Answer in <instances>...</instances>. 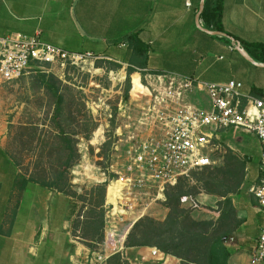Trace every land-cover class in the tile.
Segmentation results:
<instances>
[{
  "label": "crops",
  "instance_id": "1",
  "mask_svg": "<svg viewBox=\"0 0 264 264\" xmlns=\"http://www.w3.org/2000/svg\"><path fill=\"white\" fill-rule=\"evenodd\" d=\"M200 1L0 0V37L38 31L41 40L69 52H91L103 57V62L129 67L131 62L137 66L138 58L128 37L137 35L143 46L139 49L146 50V65L134 68L172 72L204 82L236 80L242 83V93L264 99V62L252 58L257 63L253 64L241 56L232 40L201 30L196 22ZM198 24L205 28L201 18ZM222 26L223 33L242 47V41L264 44V0H223ZM219 138L230 150H242L246 162L239 191L231 195L239 224L224 239L229 252L227 264H251L264 224V212L249 191L258 181L260 142L254 135L238 130L221 131ZM3 154L0 143V156ZM7 171L10 191L0 197V264H33L34 260L43 264H85L91 251L82 245L66 244L67 251L58 257V225L46 218L49 202L56 209L53 188L49 187L45 195L41 187L27 184L22 196L15 197L12 190L17 172L11 166ZM13 205V212L5 219ZM167 211L163 206L157 219H164ZM149 249L130 247L127 256L139 264H159ZM166 264H178V259L171 258Z\"/></svg>",
  "mask_w": 264,
  "mask_h": 264
},
{
  "label": "built area",
  "instance_id": "2",
  "mask_svg": "<svg viewBox=\"0 0 264 264\" xmlns=\"http://www.w3.org/2000/svg\"><path fill=\"white\" fill-rule=\"evenodd\" d=\"M102 59L91 52H69L47 43L39 38L38 31L33 35L12 32L0 37V79L5 82L31 70L49 73L56 66L94 68V63ZM122 72L120 78L124 80ZM133 72L142 86L132 98L141 100L140 112L132 128L126 125L131 128L123 139L128 143L126 162L120 169L110 165L114 176L103 172L99 181L105 184L104 237L97 244L98 250L86 257L85 264H106L115 253L139 264L137 259L128 258L124 244L131 227L144 216L148 206L164 201L167 186L218 162L216 155L223 150L221 131L238 130L254 135L260 142L258 181L249 191L264 212V99L242 93V83L236 80L204 82L172 72L152 73L137 68ZM109 77L120 81L113 70H109ZM116 133L123 135L120 127ZM110 184L113 190L108 193ZM149 253L159 264L174 258L156 247H150ZM250 263H264V224Z\"/></svg>",
  "mask_w": 264,
  "mask_h": 264
},
{
  "label": "rangeland",
  "instance_id": "3",
  "mask_svg": "<svg viewBox=\"0 0 264 264\" xmlns=\"http://www.w3.org/2000/svg\"><path fill=\"white\" fill-rule=\"evenodd\" d=\"M109 70L117 73L119 78L124 70L126 78L112 80ZM133 73L129 72L128 67L117 68L101 60L94 63V68L53 67L48 74L57 80L64 97L62 112L57 118L54 117L52 96L37 80L38 71L31 70L12 82L0 79V143L4 148V154L0 156V197L10 191L7 171L10 166L17 172L15 190H12L15 197L22 196L21 184L24 180L28 186L41 187L47 195L49 189L43 184L59 179L58 187L52 189L56 209L49 202L46 212V218L58 225V257L67 251L66 244L75 247L82 245L90 251L99 248L91 241H85L78 231L73 235V224L78 214L83 216L79 217V221H83L90 208H97L98 193L95 192L90 200L88 192L92 187L104 184L99 182L102 173L112 177L110 165H113V169H120L126 162L128 143L123 139L125 131L136 124L141 100L132 98L142 89L140 84L131 82L130 94L123 96L126 83ZM58 124L63 132L59 131ZM128 124H131V128L126 127ZM119 127L123 135H117ZM63 134L71 139L74 148L68 166V150L61 139ZM221 144L223 150L216 155L218 162L211 167L223 164L222 156L229 147L223 141ZM232 152L244 159L242 150L234 149ZM255 156L253 154L254 159ZM197 177L200 174H190L186 184L194 185ZM107 190L111 193L113 188L108 187ZM73 193L74 196L69 195ZM216 198L205 193L195 197L186 196L182 199V206L188 208L195 219L213 220L217 211ZM13 207L5 214V219L10 217ZM98 209H95L96 212ZM162 209L163 202L157 201L144 210V216L157 219L161 217ZM129 256L132 257V254ZM33 264H43V261L34 260Z\"/></svg>",
  "mask_w": 264,
  "mask_h": 264
},
{
  "label": "trees",
  "instance_id": "4",
  "mask_svg": "<svg viewBox=\"0 0 264 264\" xmlns=\"http://www.w3.org/2000/svg\"><path fill=\"white\" fill-rule=\"evenodd\" d=\"M223 0H204V7L200 14L204 27L208 30L224 32L222 26ZM130 47L138 58L137 66L145 67L146 50L139 49L142 46L137 35L128 37ZM250 56L264 62V44L241 42ZM129 72L134 71L136 64L129 63ZM117 68L121 67L115 64ZM155 73V72H152ZM130 78V77H129ZM37 80L54 100V117L57 118L62 112L64 97L57 86V80L53 75L39 72ZM130 82V83H129ZM131 82L140 84L137 74H132L131 79L126 83L123 96L127 97ZM141 85V84H140ZM142 87V86H141ZM60 132H63L58 124ZM65 148L68 150L66 164L74 153L71 139L63 134L61 137ZM223 164L215 167H204L201 170L193 171L190 174L200 177L195 178V184H186L187 177H180L174 185L167 186L164 191L163 206L167 208L164 219L159 220L151 216H143L131 227L125 239V247H156L160 251L170 254L179 259V264H227L229 252L224 245L225 237L230 234L239 224L236 218V211L232 204L231 195L239 191V187L245 175V160H241L232 150L226 148L222 156ZM58 180L46 187L56 189ZM26 180L21 184L25 188ZM108 187L113 188L112 184ZM97 192L98 199L95 206L90 208L83 221H79L81 214L73 224V235L78 231L85 241H91L97 246L104 237L103 216L105 184L92 187L88 194L91 196ZM200 193L214 195L219 198L216 202L218 216L215 220H199L191 215L188 208L182 206V198L185 196L195 197ZM74 196L75 194H69ZM92 203V201H91ZM80 224V225H79ZM106 264H132L119 253L111 255Z\"/></svg>",
  "mask_w": 264,
  "mask_h": 264
},
{
  "label": "water",
  "instance_id": "5",
  "mask_svg": "<svg viewBox=\"0 0 264 264\" xmlns=\"http://www.w3.org/2000/svg\"><path fill=\"white\" fill-rule=\"evenodd\" d=\"M203 7H204V0H201L200 1V4H199V8H198V11H197V14H196V22H197V26L207 32V33H210V34H216V35H221V36H224L226 37L227 39H230L232 40L233 42H235L236 44V49L237 51L241 54V56H243L246 60L252 62L253 64H257L253 59L252 57L247 53V51L240 45V43L238 41H235L234 38L232 36H229L228 34L226 33H223V32H220V31H211V30H208L206 28H202L199 26L198 22H199V18H200V14L203 10ZM262 65V64H261Z\"/></svg>",
  "mask_w": 264,
  "mask_h": 264
}]
</instances>
